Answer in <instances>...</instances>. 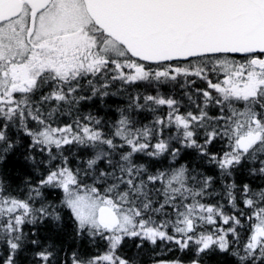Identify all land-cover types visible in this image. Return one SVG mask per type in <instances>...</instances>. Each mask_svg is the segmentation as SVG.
<instances>
[{
	"label": "snow or ice",
	"instance_id": "1",
	"mask_svg": "<svg viewBox=\"0 0 264 264\" xmlns=\"http://www.w3.org/2000/svg\"><path fill=\"white\" fill-rule=\"evenodd\" d=\"M0 264H264V0H0Z\"/></svg>",
	"mask_w": 264,
	"mask_h": 264
}]
</instances>
